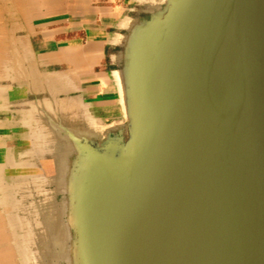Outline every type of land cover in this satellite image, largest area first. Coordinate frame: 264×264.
I'll return each mask as SVG.
<instances>
[{
  "label": "water",
  "instance_id": "95a60500",
  "mask_svg": "<svg viewBox=\"0 0 264 264\" xmlns=\"http://www.w3.org/2000/svg\"><path fill=\"white\" fill-rule=\"evenodd\" d=\"M137 2L127 122L70 135L72 248L50 264H264V0Z\"/></svg>",
  "mask_w": 264,
  "mask_h": 264
},
{
  "label": "crops",
  "instance_id": "0c3cea01",
  "mask_svg": "<svg viewBox=\"0 0 264 264\" xmlns=\"http://www.w3.org/2000/svg\"><path fill=\"white\" fill-rule=\"evenodd\" d=\"M108 1L19 0L26 14L2 32L12 57L0 65V200L21 201L29 222L67 196L70 135L97 143L126 125L120 68L132 8L123 5L137 0ZM3 257L29 264L13 251Z\"/></svg>",
  "mask_w": 264,
  "mask_h": 264
},
{
  "label": "rangeland",
  "instance_id": "374dc122",
  "mask_svg": "<svg viewBox=\"0 0 264 264\" xmlns=\"http://www.w3.org/2000/svg\"><path fill=\"white\" fill-rule=\"evenodd\" d=\"M18 1L19 0H0V26H1L0 27V65H1V62H4V61L6 62V60H9L8 58L12 57V55L10 54V51L8 50V47H10L11 44L9 45V42L7 39H3V37H2L3 33L2 32L5 31V34H9L8 32L11 31V21H12L14 14L17 13L22 17L23 14H26V10L28 9L27 7H22V9H20V7L16 6ZM20 1L22 4V2L24 0H20ZM121 1L122 0H109L106 4L107 5L108 4L118 5L119 3H121ZM137 3H138L137 1H135L133 3L127 2L126 6H128V7H126L125 5H123V7L124 8L139 7ZM128 14L131 16L140 15L142 17H147V15L145 13L138 14V13H135L134 11H130V12H128ZM3 22L5 23V26H3ZM56 201L61 202V199L60 198L56 199ZM19 204H20V202L18 201V203H16V205H19ZM20 206H22V203L20 204ZM46 207H44L46 210L50 209L49 205ZM52 207H54L53 204H52ZM22 209H23V207H19L16 209L13 208V211H12V209L7 210V212L12 211V212L18 213L17 218L19 215H21V217L23 215L24 216L22 217L23 220L21 219L23 221V223L21 225L19 223H16L15 225H9L6 223L9 227V231L8 232L0 231V242L1 243L4 242L7 244L4 246H0L1 256H4L3 258H5V256H10V252L12 253V251H13V254L19 253V255H20V253H22L23 257H27L26 255H29L28 252L30 251V249H32L33 250L32 254H33V252H35L34 257L37 259H40V262H42V260H46V261H48V264H50L51 258H55L56 260L57 259L61 260V259H64L66 257V259H67L68 249L66 246L70 245V242H69L70 238L68 236L67 225L60 223L59 221L54 219L55 216H53V220H54L53 223L49 222L48 220H46L47 222H44L43 217H41V215H39V214L37 216V219L40 221H39V223H37V226L30 224L31 222H28L29 220H27V218H26L27 215L22 213L23 212ZM54 212H56V210H54L53 213ZM58 215H60V213H58ZM1 217L2 216H0V222H1V224H3L4 222L1 221L2 220ZM44 223L46 225H43ZM56 223L59 225V227ZM32 226H33V229H32ZM34 226H36L37 228H35ZM46 226H48V227H46ZM53 226H54V228H53ZM50 227H52V231L49 230ZM29 229H31V230H29ZM38 229H39V231H38ZM31 233H32V235H31ZM51 236H52V238H51ZM33 237H35V238H33ZM50 238H51V240H50ZM57 238H58V240H56ZM27 239L29 241H27ZM30 239H31V241H30ZM32 240H34V242ZM52 240H54L53 243H52ZM35 242H37V243H35ZM18 248H20V249H18ZM54 248H56L57 250H54ZM53 251L54 252L57 251V252L54 254Z\"/></svg>",
  "mask_w": 264,
  "mask_h": 264
},
{
  "label": "bare ground",
  "instance_id": "6f19581e",
  "mask_svg": "<svg viewBox=\"0 0 264 264\" xmlns=\"http://www.w3.org/2000/svg\"><path fill=\"white\" fill-rule=\"evenodd\" d=\"M1 27V26H0ZM4 46V45H3ZM6 46V45H5ZM5 48V47H4ZM7 49V48H6ZM39 184V183H38ZM44 188V187H43ZM57 188V187H56ZM18 191V190H17ZM15 194V193H14ZM3 195V194H2ZM2 197V196H1ZM23 201V200H22ZM32 201V200H31ZM21 202V201H20ZM18 203V202H17ZM18 206V207H17ZM53 208L51 209V211H47V212H43V213H41V214H39V215H41V217H43V219H44V222H47L46 220H48L49 222H51V223H53V216H55V218L54 219H56L57 221H59L60 223H63V224H65V225H67L66 223H68V220H65V219H62L61 218V216H63L64 215V213H65V211H66V209L69 207V201L68 200H66V199H63L60 203L58 202V201H55V200H53ZM19 207H21L20 206V204L19 205H16V203L15 204H13L9 199H3L2 201L0 200V208H1V210L3 211V213H5L4 215H5V217H6V221H3V220H1V221H3V222H5V223H7V224H9V225H15L16 223H19L20 225L23 223V219H22V217L24 216H22L21 217V215H19L18 216V218H17V214L18 213H11V214H7V213H10V212H7V210H9V209H12V211H13V208H19ZM69 209V208H68ZM54 210H56V212H54L53 213V211ZM27 211V210H26ZM7 212V213H6ZM58 213H60V215H58ZM3 215V216H4ZM32 217V216H31ZM36 217V216H35ZM26 218H27V216H26ZM22 219V220H21ZM30 220H33V219H30ZM39 221L40 220H38L37 218H36V220L34 221V222H32L31 221V223L30 224H33V225H36L37 226V223H39ZM29 222V221H28ZM48 222V223H49ZM55 224V223H54ZM53 224V225H54ZM57 224V223H56ZM43 225H46L45 223L43 224ZM58 225V224H57ZM17 226V225H16ZM19 226V225H18ZM36 226H34L35 228H37ZM31 227V226H30ZM46 227H48V226H46ZM58 227H59V225H58ZM39 228V227H38ZM53 228H54V226H53ZM32 229H33V226H32ZM49 230H51L52 231V227H50V229ZM38 231H39V229H38ZM34 232V231H33ZM22 233V232H21ZM29 233V232H28ZM31 235H32V233H31ZM30 235V236H31ZM34 235V234H33ZM21 236V235H20ZM27 236V235H26ZM48 236V235H47ZM59 236V235H58ZM68 236H69V234H68ZM25 238V237H24ZM27 238V237H26ZM30 238V237H29ZM33 238H35V237H33ZM37 238V237H36ZM51 238H52V236H51ZM51 238H50V240H51ZM49 240V241H50ZM56 240H58V238L56 239ZM27 241H29L28 239H27ZM30 241H31V239H30ZM33 242H34V240H32ZM38 241V240H37ZM53 241L54 240H52V243H53ZM69 242H70V239H69ZM35 243H37V242H35ZM34 243V244H35ZM22 244V243H21ZM60 244V243H59ZM57 245V244H56ZM67 247V249H68V255H69V250L72 248V245H68V246H66ZM21 248V247H20ZM20 248H18V249H20ZM26 248V247H25ZM64 249V248H63ZM20 251V250H19ZM29 253V252H28ZM7 255V254H6Z\"/></svg>",
  "mask_w": 264,
  "mask_h": 264
},
{
  "label": "flooded vegetation",
  "instance_id": "af4514ba",
  "mask_svg": "<svg viewBox=\"0 0 264 264\" xmlns=\"http://www.w3.org/2000/svg\"><path fill=\"white\" fill-rule=\"evenodd\" d=\"M66 195V194H65ZM67 198V200H68V195L66 196V197H63V199H66ZM56 199H59V198H56ZM62 199V200H63ZM69 201V200H68ZM69 208V209H68ZM67 209H66V211H65V213H64V216L66 217L67 215H68V213L71 211V207H68ZM64 217V218H65ZM67 220V219H66Z\"/></svg>",
  "mask_w": 264,
  "mask_h": 264
}]
</instances>
